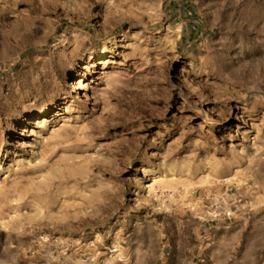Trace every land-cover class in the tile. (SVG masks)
<instances>
[{
    "label": "rangeland",
    "instance_id": "1",
    "mask_svg": "<svg viewBox=\"0 0 264 264\" xmlns=\"http://www.w3.org/2000/svg\"><path fill=\"white\" fill-rule=\"evenodd\" d=\"M199 223L264 264V0H0V264Z\"/></svg>",
    "mask_w": 264,
    "mask_h": 264
},
{
    "label": "crops",
    "instance_id": "2",
    "mask_svg": "<svg viewBox=\"0 0 264 264\" xmlns=\"http://www.w3.org/2000/svg\"><path fill=\"white\" fill-rule=\"evenodd\" d=\"M228 228L208 223L203 228L199 223L182 227L174 235L159 233L156 244L145 238L114 254L105 264H236L238 238Z\"/></svg>",
    "mask_w": 264,
    "mask_h": 264
}]
</instances>
